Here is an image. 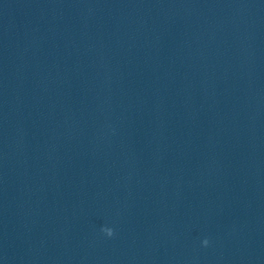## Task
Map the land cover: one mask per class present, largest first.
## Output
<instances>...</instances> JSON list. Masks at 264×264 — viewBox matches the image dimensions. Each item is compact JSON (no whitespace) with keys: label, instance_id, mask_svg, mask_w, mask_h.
I'll use <instances>...</instances> for the list:
<instances>
[{"label":"clouds","instance_id":"obj_1","mask_svg":"<svg viewBox=\"0 0 264 264\" xmlns=\"http://www.w3.org/2000/svg\"><path fill=\"white\" fill-rule=\"evenodd\" d=\"M102 232L106 233L109 237H111L114 233H113V229L108 228V227H102L101 229ZM203 244L206 246L208 244V240L205 239L203 241Z\"/></svg>","mask_w":264,"mask_h":264}]
</instances>
